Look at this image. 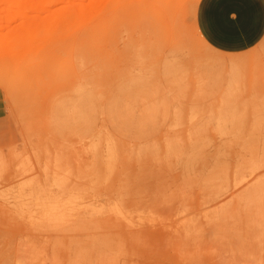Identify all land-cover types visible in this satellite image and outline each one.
Here are the masks:
<instances>
[{"label":"rangeland","instance_id":"obj_1","mask_svg":"<svg viewBox=\"0 0 264 264\" xmlns=\"http://www.w3.org/2000/svg\"><path fill=\"white\" fill-rule=\"evenodd\" d=\"M205 2L0 0V264H264V0Z\"/></svg>","mask_w":264,"mask_h":264},{"label":"crops","instance_id":"obj_2","mask_svg":"<svg viewBox=\"0 0 264 264\" xmlns=\"http://www.w3.org/2000/svg\"><path fill=\"white\" fill-rule=\"evenodd\" d=\"M218 0H206L200 10V24L205 36L215 45L236 44L241 41L242 15L239 11L227 13L216 5ZM226 14V15H225ZM238 36V38H237Z\"/></svg>","mask_w":264,"mask_h":264},{"label":"bare ground","instance_id":"obj_3","mask_svg":"<svg viewBox=\"0 0 264 264\" xmlns=\"http://www.w3.org/2000/svg\"><path fill=\"white\" fill-rule=\"evenodd\" d=\"M15 1V3H22V2H27L28 0H14ZM46 1H49V0H46ZM167 2H170V3H172L173 1H175V0H166ZM238 59H233V60H229L228 62H232V63H234V61H237ZM240 61V60H239ZM227 62V61H226ZM242 62V61H241ZM239 63V62H238ZM240 64V63H239ZM230 67V66H229ZM232 67H235V66H232ZM231 67V68H232ZM236 68V67H235ZM233 69V68H232ZM231 71V70H230ZM229 71V72H230ZM234 71H236V70H234ZM236 74H238L237 72H236ZM231 75H232V73L230 74V77H231ZM233 77V76H232ZM231 77V78H232ZM232 80V79H231Z\"/></svg>","mask_w":264,"mask_h":264}]
</instances>
